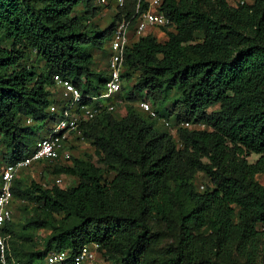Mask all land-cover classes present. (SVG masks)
<instances>
[{
	"label": "trees",
	"instance_id": "obj_1",
	"mask_svg": "<svg viewBox=\"0 0 264 264\" xmlns=\"http://www.w3.org/2000/svg\"><path fill=\"white\" fill-rule=\"evenodd\" d=\"M94 1L0 0V36L11 42L0 46V137L7 162L30 155L38 130L59 116L50 111L52 103L62 104L56 75L84 94L104 91L110 73L105 43L122 18L136 24L138 0L116 6L106 28L88 30L85 20L98 10ZM81 3L86 9L79 16L74 12ZM161 9L170 20L161 29L175 28L165 41L153 32L136 38L131 28L122 75L137 79L114 96L125 103L124 115L104 110L80 125V137L98 159L70 156L71 165L54 170L77 176L78 184L43 189L36 182L23 187L16 178L14 199L37 204L26 227L52 232L43 250L23 257L15 247V221L6 222L10 264H44L52 250H67V264H75L73 256L92 243L105 251L108 264H153L149 252L161 221L177 232L169 264H234L215 257L232 232L238 246L253 252L260 242L264 253V183L258 179L264 175V0L237 7L227 0H165ZM195 39L202 42L192 44ZM95 49L106 54L107 74L92 68ZM28 51L43 65L30 64ZM172 91L178 97L168 117L179 125L177 137L156 127L159 113L152 117L138 105L151 100L154 108L162 106ZM249 153L260 156L251 162ZM198 172L212 183L203 193L193 188ZM57 215L66 218L58 225ZM203 227L216 234V250L197 240L195 231Z\"/></svg>",
	"mask_w": 264,
	"mask_h": 264
},
{
	"label": "rangeland",
	"instance_id": "obj_2",
	"mask_svg": "<svg viewBox=\"0 0 264 264\" xmlns=\"http://www.w3.org/2000/svg\"><path fill=\"white\" fill-rule=\"evenodd\" d=\"M229 4L232 6H238L239 3L246 2L248 4H253L255 0H227ZM109 3L107 0L106 3L95 0L94 5L98 8L97 14L90 18V20H85V23L88 25V30L91 27H96L97 29L106 28L110 22L112 15L116 12L115 6L107 7L106 4ZM113 5V4H112ZM85 4L81 3L75 10L74 14L83 15L85 13ZM167 30L174 31V26H167L166 28H162L160 26H151L148 25L144 34L153 32L155 36L160 41H165L167 39ZM202 42L200 39H195L191 41L192 44H197ZM105 49L109 52L110 40L108 39L105 43ZM0 46L4 48L11 47V42L5 37L0 36ZM28 62L31 64H35L37 66H42L43 61H40L35 53V51H28ZM106 54L103 50L95 49L94 51V61L92 63V68L94 71H105L107 74L106 67ZM137 76L133 78V80L128 81L124 79L123 87L126 90L130 89L134 81H136ZM61 88H58L57 98L61 99ZM60 92V93H59ZM178 95L175 92H171L167 96V101L161 106H155L158 110L160 117L155 121V125L158 129L162 131H171L175 137H177L176 128L179 126L176 124L173 116L168 117L170 114L171 108L173 107V103ZM116 101V107L113 112L116 118H121L125 113V103L122 101V98L114 99ZM151 101V100H149ZM152 102V101H151ZM162 115V116H161ZM164 120H163V119ZM165 120H169L171 125L168 126L165 124ZM173 123V124H172ZM37 124V123H35ZM41 125V123H39ZM47 127H42L38 130V134L36 137L41 136L45 133ZM195 128V127H192ZM202 128H207V126H203ZM66 146L68 150H70V156L88 160L92 158L93 160L98 159V155L95 153L94 146L89 143L87 140L82 139L77 133L70 132L66 141ZM8 148L6 144L2 141L0 137V170H2L3 166L7 162L5 160V156L7 154ZM259 154L257 153H249L248 159L253 162L259 158ZM70 158V157H69ZM67 158L65 155L57 160H47L41 163H34L29 168H25L18 173V180L22 182L23 187L29 186L32 182H36L42 186L43 189L51 188L53 186H60L61 188H69L78 184L79 178L77 176L66 175L64 173H57L54 170L61 165H71V159ZM113 176V172H108L106 177L111 179ZM258 179L264 183V175H258ZM212 186V183L208 179V177L203 172H198L195 174L193 179V188L195 191L203 193L206 188ZM37 204L29 202L27 200H18L14 199L13 201V210H14V224L16 229V238L15 247L21 249V253L24 254L23 257L31 251L35 250H43L45 245V238L48 236L52 230L49 228L42 229H33L26 227L29 221L36 216V208ZM57 220L55 224L58 225L59 222H64L65 217L62 215L55 216ZM59 219V220H58ZM155 230L160 233V236L153 241V244L150 248L149 259L153 261V264H169V260L173 256V252H169L171 247L174 248L176 246L177 241V232L175 230V224L171 226H167L166 223L162 221L158 223L155 227ZM197 234V240L200 244H203L207 249H215L216 250V234L209 229L208 227H203L195 231ZM228 240L226 245L219 251L218 254H215L216 259L221 260H230L234 264H264V253L262 251V245L260 242H257L258 247L255 251L252 252L251 247H247L243 249L238 246L239 239L238 234L236 232H232L230 235L224 237ZM88 255L89 257L82 264H108L110 261L105 254V251L102 250L97 244H88Z\"/></svg>",
	"mask_w": 264,
	"mask_h": 264
},
{
	"label": "built area",
	"instance_id": "obj_3",
	"mask_svg": "<svg viewBox=\"0 0 264 264\" xmlns=\"http://www.w3.org/2000/svg\"><path fill=\"white\" fill-rule=\"evenodd\" d=\"M104 3L107 0H100ZM165 0H138L136 5V24L133 25L131 19L122 18L117 22L116 29L110 38L109 46V78L105 83V89L98 95L84 94L72 81L64 79L59 75L55 76L58 88H61L60 104L52 103L50 111L58 113L59 116L53 121L51 127L46 129L36 141L33 151L25 158L15 162H6L0 170V264H10L8 261V237L4 231L6 222L14 219L13 210V185L18 178V173L25 168H29L34 163L43 160H57L62 156L70 157V150L66 146V141L70 132L81 133L80 125L95 118L104 110L113 111L116 107L114 96L123 87L124 59L126 47L131 40V28L135 26V36L145 35L148 25L165 26L170 20L161 9ZM114 6H123L124 0H114ZM144 4L147 7L142 10ZM87 98L89 103H83ZM139 107L152 117H158L157 110L148 100H141ZM163 119V118H162ZM164 120V119H163ZM165 124L170 126L171 122L165 120ZM32 122L31 119L28 120ZM187 127H195L191 122L183 123ZM88 248L83 247L80 252L73 256L75 264H82L87 258ZM70 254L67 250H52L46 258L44 264H67ZM13 264H16L13 262Z\"/></svg>",
	"mask_w": 264,
	"mask_h": 264
},
{
	"label": "clouds",
	"instance_id": "obj_4",
	"mask_svg": "<svg viewBox=\"0 0 264 264\" xmlns=\"http://www.w3.org/2000/svg\"><path fill=\"white\" fill-rule=\"evenodd\" d=\"M74 132V131H73ZM77 133V132H76ZM79 136H82V132L79 134V133H77Z\"/></svg>",
	"mask_w": 264,
	"mask_h": 264
}]
</instances>
